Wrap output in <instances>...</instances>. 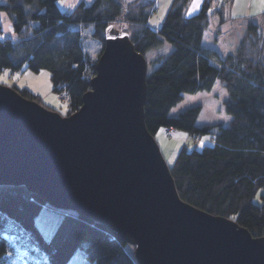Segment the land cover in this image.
<instances>
[{"label":"trees","instance_id":"obj_1","mask_svg":"<svg viewBox=\"0 0 264 264\" xmlns=\"http://www.w3.org/2000/svg\"><path fill=\"white\" fill-rule=\"evenodd\" d=\"M58 0H0V76L29 70L49 73L53 91L69 103L67 116L82 105L110 29L126 34L147 62L145 126L155 137L173 129L208 143L183 146L171 167L180 199L213 216L236 222L253 237H264V36L249 22L238 50L225 58L203 47L211 0L185 17L189 0H173L158 30L148 25L155 2L127 4L122 0L79 3L61 12ZM224 22L223 7L215 11ZM12 33L5 34L1 15ZM87 39L101 44L96 59ZM171 46L149 62L146 55ZM216 81L225 89L228 125L197 126L200 106L170 116L185 94L209 92ZM22 97L40 104L27 89L12 86ZM51 208L24 187L0 186V264L16 258L23 264H66L78 250L94 264H138L133 247L105 226L57 210L62 220L50 239L35 223L42 207ZM53 209V208H52ZM10 260V261H9Z\"/></svg>","mask_w":264,"mask_h":264},{"label":"water","instance_id":"obj_2","mask_svg":"<svg viewBox=\"0 0 264 264\" xmlns=\"http://www.w3.org/2000/svg\"><path fill=\"white\" fill-rule=\"evenodd\" d=\"M147 62L110 29L69 116L0 85V186L105 226L138 264H264V237L183 202L145 126Z\"/></svg>","mask_w":264,"mask_h":264},{"label":"rangeland","instance_id":"obj_3","mask_svg":"<svg viewBox=\"0 0 264 264\" xmlns=\"http://www.w3.org/2000/svg\"><path fill=\"white\" fill-rule=\"evenodd\" d=\"M93 0H58L57 6L61 12H71L76 5L84 2L90 4ZM127 4L146 3L150 0H122ZM205 0H189L184 11L185 17L196 15ZM155 5L149 9L148 25L158 30L164 21L173 0H154ZM223 7L224 22L220 21V17L215 11ZM209 24L204 33L202 45L203 47L216 51L223 59L228 55L234 54L242 40L248 35L247 29L249 22L260 27L262 36H264V0H211L209 9ZM1 26L5 34L12 33V27L5 15H1ZM87 51L96 59L100 53L101 44L87 39ZM171 46H163V48L154 50L146 55L149 62L154 61L158 56L169 53ZM102 53V52H101ZM101 55V54H100ZM100 57V56H99ZM98 57V58H99ZM98 60V59H97ZM22 73L10 75L8 71L0 76V85L10 86L16 85L18 88L27 89L38 97L40 105L48 110L57 112L65 117L69 111L68 100L64 95H59L53 91L49 73L41 71L34 73L29 70H23ZM227 99L225 89L219 81H216L213 88L209 92H200L197 94H185L182 101L172 108L170 116H177L180 112L200 106L201 111L196 121L197 126L215 125L222 123L228 125L230 117L226 115L224 110V101ZM155 140L159 145L162 155L168 167H171L177 157L178 152L183 146L192 149L193 147H201L208 143V137H203L201 142L197 139H190L185 133L172 130L170 135H166L164 130H159L155 135ZM261 195L264 191H260L255 197L254 202L261 204ZM62 220V214L56 209L42 207L40 213L35 218V223L40 232L46 239H50L56 231ZM10 261V260H9ZM9 264H23L16 258H12ZM66 264H94L89 261L82 250L76 251Z\"/></svg>","mask_w":264,"mask_h":264},{"label":"built area","instance_id":"obj_4","mask_svg":"<svg viewBox=\"0 0 264 264\" xmlns=\"http://www.w3.org/2000/svg\"><path fill=\"white\" fill-rule=\"evenodd\" d=\"M172 130H173V129H166V130H165L166 135H170L171 132H172Z\"/></svg>","mask_w":264,"mask_h":264}]
</instances>
